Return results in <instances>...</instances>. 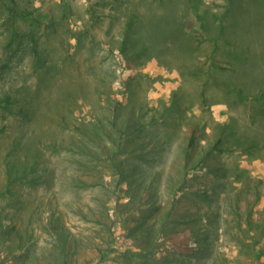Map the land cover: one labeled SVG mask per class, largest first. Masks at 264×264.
<instances>
[{
    "label": "rangeland",
    "instance_id": "374dc122",
    "mask_svg": "<svg viewBox=\"0 0 264 264\" xmlns=\"http://www.w3.org/2000/svg\"><path fill=\"white\" fill-rule=\"evenodd\" d=\"M27 1L0 264H264V0Z\"/></svg>",
    "mask_w": 264,
    "mask_h": 264
},
{
    "label": "trees",
    "instance_id": "16d2710c",
    "mask_svg": "<svg viewBox=\"0 0 264 264\" xmlns=\"http://www.w3.org/2000/svg\"><path fill=\"white\" fill-rule=\"evenodd\" d=\"M7 10V19H5V24L7 26H13V23L16 20H25L29 19L32 15V9L30 8L29 1L27 0H4ZM18 18V19H17ZM11 37L14 38V33L11 34ZM192 142H189V146L186 147V155L189 152V148ZM202 163V159L199 160Z\"/></svg>",
    "mask_w": 264,
    "mask_h": 264
}]
</instances>
